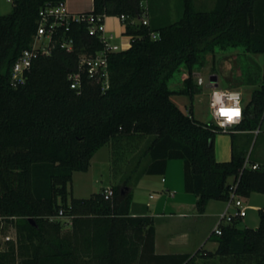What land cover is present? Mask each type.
<instances>
[{"label":"trees","instance_id":"1","mask_svg":"<svg viewBox=\"0 0 264 264\" xmlns=\"http://www.w3.org/2000/svg\"><path fill=\"white\" fill-rule=\"evenodd\" d=\"M61 1L11 0V11L0 15V229L6 223L16 230V240L0 249V264H264L262 209L255 228H241L236 220L223 225L221 235L213 234L215 250L158 254L154 219L131 214L130 184L143 174L164 175L169 160L181 159L185 190L196 196L200 213L210 200L226 201L229 181L240 173L239 194H264V164L242 170L247 155L234 133L231 159L218 161V127L195 120L171 98L192 96L193 69L216 45L264 53V0H216L210 11L182 0L180 18L166 24L156 22L160 16L142 23L143 0H93V9L79 15H126L124 34L131 36L129 48L109 54V87L86 76L80 88L70 86L80 59L103 49L87 19L62 27L51 54L39 55L25 82L13 86L12 67L31 48L40 10ZM62 39L73 41L72 51L61 47ZM181 66L188 77L172 91L167 81ZM263 120L264 71L235 130L254 131ZM148 137L111 197L104 189L68 201L73 173L87 171L101 147L111 146L116 176Z\"/></svg>","mask_w":264,"mask_h":264},{"label":"rangeland","instance_id":"2","mask_svg":"<svg viewBox=\"0 0 264 264\" xmlns=\"http://www.w3.org/2000/svg\"><path fill=\"white\" fill-rule=\"evenodd\" d=\"M2 14H7L11 11V0H4ZM216 0H193V6L198 11H210L214 8ZM143 5L148 11V21L151 16H160L156 22L158 24H166L178 20L181 16L183 9L182 0H143ZM150 16V18H149ZM232 57V58H230ZM264 70V53H250L245 51L242 46L221 48L216 45L214 51H209L202 54L200 62L194 67L193 74H199L204 79L203 86H196L194 93L187 94H175L173 100L178 102L179 106L187 113L190 114V108L193 106L195 120L208 124H215V120L209 109L208 99L211 93L210 78L213 75L217 76L218 87H222L226 84L228 78L236 75L237 77V89H240L243 93L244 103H247L252 91L260 86L262 72ZM248 72V73H247ZM187 73V69L181 66L177 69L167 81L168 88L172 91H180L183 88L182 78ZM249 76H248V75ZM259 131L250 134H235V144L237 147L243 149L246 155L252 160H259L264 164V120ZM257 130V129H256ZM230 133L219 132L215 138V144L228 145L231 139ZM148 141L141 144L139 151L129 155V163L123 164V172L114 176L111 146L109 144L101 147L95 155L92 157L90 166L87 171H75L73 173L71 181L68 183L67 198L70 201L72 198H89L95 193H99L109 186H116L122 184L129 174L131 166L137 160L139 155H142V151L145 149ZM142 165L146 162V159H142ZM184 161L181 159H171L168 161V169L164 177L168 179L167 185L172 190L176 191L175 199L171 200H188L193 198V194L186 192L184 184ZM157 178H154L151 182L144 181L142 185L137 186L133 180H130L132 184V192L134 191L137 201L142 204H146L150 200L149 194H162L164 201L169 200L170 197L166 192V189L161 187L160 182H157ZM160 179V177H159ZM165 187V186H164ZM250 200H247V204H250ZM167 203V202H166ZM246 203V201H245ZM154 205L151 204L149 210L154 209ZM66 217L59 216L62 221ZM242 223L245 227H257L259 224V210H248V219ZM251 220V221H250ZM69 224V222H67ZM205 226L211 228L212 222L208 221ZM15 231V228L11 225L3 223L0 229V249L5 248V242L3 236ZM209 245V244H208ZM207 245V246H208Z\"/></svg>","mask_w":264,"mask_h":264},{"label":"crops","instance_id":"3","mask_svg":"<svg viewBox=\"0 0 264 264\" xmlns=\"http://www.w3.org/2000/svg\"><path fill=\"white\" fill-rule=\"evenodd\" d=\"M4 2H5L4 0H0V13H2ZM65 3L68 11H70L73 14L88 12L93 9V0H65ZM104 24L106 30L109 33L115 35L114 42L120 45L121 50H125L130 47L131 36H127L124 34L126 29L125 25L117 16H105ZM186 75L187 73L184 74V77L182 78L183 85H184V80L186 79ZM236 80H237L236 75L231 78H228L226 84L219 88L237 89L238 87H236L237 86ZM173 96H175V94L172 95L171 98ZM173 101L184 113H186L179 106L178 102H176L175 100ZM190 113L192 114V116L194 115L193 106H191L190 108ZM254 131H237L234 129L233 133L234 135L250 134V133L253 134ZM150 138L151 137H148L146 139V142L149 141ZM138 151L139 149L134 152V155H136ZM215 154H216V159L218 161L221 162L229 161L231 159V154H232V137L228 145L226 144L223 146V145L215 144ZM250 163L261 164L259 160H255V159L252 160L251 158H250ZM134 166L135 163H133L131 169H134ZM164 175L143 174L137 180L136 185L140 186L144 181L151 182L154 180V178H157L156 180L157 182H160L161 187L166 189V192L170 197L169 200L167 201L165 200L163 204H160L161 200L163 199L162 194L154 193V194H149L150 200L146 204H142L137 201V197L133 191V201L131 205L132 215L151 216L154 219L155 230H156V238H155L156 253L184 254V253H195L199 249L215 250L217 248V242L214 240L213 229L217 224L219 214L226 208V202L219 200H210L205 208V211L200 213L196 209V196L194 194H193L194 197L188 198V200H171V199H175L177 193L175 190H172V188L169 185H167L168 179L164 177ZM151 195H154V197L151 198ZM247 200L251 201L250 204H247ZM245 201L246 204L249 206L248 210L262 209L264 211V194L254 192L249 197H245ZM151 204L155 206L152 211L149 210ZM248 210H247V215L245 217L236 219L238 226L241 228L245 227L242 226L241 224L246 221L245 219H248ZM208 221L212 222L211 228H209V226H205V223ZM64 222L70 223V219L65 218ZM69 228L70 225L67 224L64 229H69Z\"/></svg>","mask_w":264,"mask_h":264},{"label":"built area","instance_id":"4","mask_svg":"<svg viewBox=\"0 0 264 264\" xmlns=\"http://www.w3.org/2000/svg\"><path fill=\"white\" fill-rule=\"evenodd\" d=\"M146 8V7H145ZM105 16H95V15H79L73 14L68 11L66 7L65 1H61L60 3L52 6H46L42 8L39 12V21L37 32L34 36L33 43L31 48L25 49L21 55L18 57L16 62L14 63L11 70V84L13 86H18L19 84H23L26 80V73L31 68L34 60L39 55H50L53 48L58 43V33L62 27H67L71 21L80 22L83 19H87V21L91 24L89 28V33L91 35H97L100 41L103 43V49L98 51L94 56L82 57L78 64V69L71 73L68 76L70 81L71 88L78 89L81 86L83 77L92 78L100 81L104 88L109 87V54L113 52H117L121 50L120 45L114 42L115 35L109 33L104 24ZM118 18L123 22L127 16L120 15ZM141 21L143 24H148V14L147 10L141 17ZM156 33H152V37H156ZM61 47L66 49L67 51H72L73 49V41L70 39H62ZM188 74L186 75V78ZM193 79L197 86L204 85V79L199 74H193ZM212 90L209 94L208 104L212 97L213 91L216 89H221L218 86L210 85ZM229 92H239L240 95V103L242 105V112L240 117L235 123L227 124L221 126L219 120L222 119L215 111L214 107H210L211 114L215 120V124H210L213 126H217L219 132L230 133L234 132V129L237 125L241 124L244 119V98L241 90L236 88H228L225 89ZM231 103V101H228ZM259 129L255 130L257 133ZM259 167L258 163H250V159L247 156L242 167V170L246 168L257 169ZM241 173L238 177L231 178L229 181V197L225 201L226 208L219 214L217 224L213 229V234L221 235L222 234V226L231 224L237 218H242L247 215V210L249 206L245 203V197L238 193V185L240 181ZM106 198L111 197L113 195V190L111 187H107L105 190ZM154 195H151L153 198ZM63 211H59V216H62ZM16 240V230L10 234H6L3 236V241H15Z\"/></svg>","mask_w":264,"mask_h":264},{"label":"clouds","instance_id":"5","mask_svg":"<svg viewBox=\"0 0 264 264\" xmlns=\"http://www.w3.org/2000/svg\"><path fill=\"white\" fill-rule=\"evenodd\" d=\"M239 92H229L225 89H216L209 101L210 107H214L216 113L222 118L221 126L235 123L241 115L242 105ZM231 101V103H228Z\"/></svg>","mask_w":264,"mask_h":264},{"label":"water","instance_id":"6","mask_svg":"<svg viewBox=\"0 0 264 264\" xmlns=\"http://www.w3.org/2000/svg\"><path fill=\"white\" fill-rule=\"evenodd\" d=\"M210 85H214V86H218V83H217V76L216 75H213L211 76L210 78ZM30 221H33L32 219H30Z\"/></svg>","mask_w":264,"mask_h":264}]
</instances>
